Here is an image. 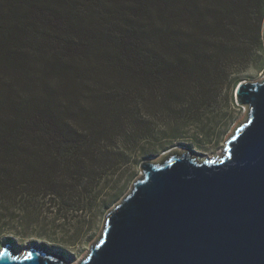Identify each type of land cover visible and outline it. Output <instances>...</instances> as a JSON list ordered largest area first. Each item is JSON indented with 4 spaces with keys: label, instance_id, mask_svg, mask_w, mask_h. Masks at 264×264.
Masks as SVG:
<instances>
[{
    "label": "trees",
    "instance_id": "obj_1",
    "mask_svg": "<svg viewBox=\"0 0 264 264\" xmlns=\"http://www.w3.org/2000/svg\"><path fill=\"white\" fill-rule=\"evenodd\" d=\"M263 23L264 0H0V212L66 222L121 167L210 140Z\"/></svg>",
    "mask_w": 264,
    "mask_h": 264
},
{
    "label": "water",
    "instance_id": "obj_2",
    "mask_svg": "<svg viewBox=\"0 0 264 264\" xmlns=\"http://www.w3.org/2000/svg\"><path fill=\"white\" fill-rule=\"evenodd\" d=\"M246 112L222 155L171 152L106 215L79 264H264V77L235 88ZM0 264H70L31 247L0 250Z\"/></svg>",
    "mask_w": 264,
    "mask_h": 264
},
{
    "label": "rangeland",
    "instance_id": "obj_3",
    "mask_svg": "<svg viewBox=\"0 0 264 264\" xmlns=\"http://www.w3.org/2000/svg\"><path fill=\"white\" fill-rule=\"evenodd\" d=\"M262 35L264 39V31ZM247 75V79L242 81H257L263 78L264 65L260 69H252ZM235 88H228L224 100L207 112V118L212 120L213 117L214 120L210 140L203 142L201 146H195L192 140L178 142L174 148L156 153L149 159L156 163L161 162L169 153L179 151L190 152L193 157L200 160L222 155L226 149V138L246 112V106L237 102ZM193 134V130L187 131L188 137L191 138ZM144 146L149 150L154 147L147 144ZM138 150L139 148L135 149L133 154L135 155ZM110 175L109 183L100 194L92 197L88 195L83 203L86 208H75L73 212L67 213L66 222L53 221L54 218L51 212L49 213V205L43 201H36L32 204V214L29 213L31 223H28V218L27 221L24 218L23 222L19 220L23 224L18 223L16 219H7V216L18 214L21 206L8 203L9 209H2L3 212H0V250L4 245L10 244L14 252L22 253L35 246L50 254L64 257V260L70 264H79L88 256L92 245L100 239L106 215L121 202L131 191L135 181L142 176L141 165L137 166L132 161L121 167L116 174ZM28 209L30 206L28 208L24 206L26 213ZM21 225H25L26 229L20 228ZM67 229L75 231L72 233L70 230L68 233Z\"/></svg>",
    "mask_w": 264,
    "mask_h": 264
},
{
    "label": "bare ground",
    "instance_id": "obj_4",
    "mask_svg": "<svg viewBox=\"0 0 264 264\" xmlns=\"http://www.w3.org/2000/svg\"><path fill=\"white\" fill-rule=\"evenodd\" d=\"M179 152H181V151H179Z\"/></svg>",
    "mask_w": 264,
    "mask_h": 264
}]
</instances>
